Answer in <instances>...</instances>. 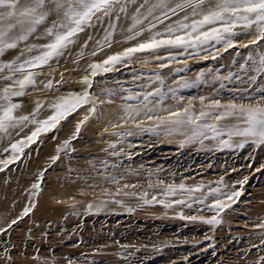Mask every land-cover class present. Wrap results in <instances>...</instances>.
Masks as SVG:
<instances>
[{"label": "rangeland", "instance_id": "obj_1", "mask_svg": "<svg viewBox=\"0 0 264 264\" xmlns=\"http://www.w3.org/2000/svg\"><path fill=\"white\" fill-rule=\"evenodd\" d=\"M148 1L140 8L144 0H129V12H114L102 24L93 18L95 26L74 38L66 57L26 69L34 73L35 85L12 102L20 105L13 113L16 119H29L0 132V264H264V145L249 141L238 147L243 138L227 135L237 123L231 118L217 121L210 115L198 121L216 124L222 134L215 138L205 130L208 138L189 139L192 125L169 135L172 125L161 123L169 112L179 111L186 119L223 111L211 107L214 101L256 103L248 97L261 95L264 73L257 74L251 61L244 62L250 54L255 58L264 52V41L250 44L258 34L256 26L238 25L233 29L239 33L233 37L235 46L227 50L223 42L210 41L195 48L138 52L91 76L90 64L102 63L156 32L166 38V29L177 21L199 20L179 10L165 18L163 10L156 9L129 32L137 9L143 18L156 3ZM176 1L182 0H171V6ZM47 21L16 49L6 50L0 64L21 53L20 62L32 53L39 55V48L31 53L27 49L51 41L43 35L51 27ZM146 26L150 31H141ZM136 31L142 34L129 40ZM47 67L50 71L45 72ZM7 75L8 69L0 72V96L9 85L19 90L13 81L23 78L17 73L11 81L3 79ZM85 75L92 81L87 91L96 100L95 112L86 104L29 143L27 137L38 127L33 117L46 120L60 96L84 91ZM126 109L139 110V115ZM77 125L80 131L73 138ZM20 141L25 142L23 152L14 153L12 145ZM170 186L174 194H168ZM234 191L241 195L228 200ZM217 199L231 207L218 212ZM25 209H30L27 215ZM210 219L221 222H204Z\"/></svg>", "mask_w": 264, "mask_h": 264}, {"label": "snow or ice", "instance_id": "obj_2", "mask_svg": "<svg viewBox=\"0 0 264 264\" xmlns=\"http://www.w3.org/2000/svg\"><path fill=\"white\" fill-rule=\"evenodd\" d=\"M129 0H0V56L8 49H16L20 41H27L30 36L37 32V28L43 25L50 16L55 15L56 20L53 21L51 27L44 29V37H51V41L47 44L36 45L33 44L28 47L27 51L31 53L34 49L39 48L40 54L31 56L30 58L21 61L24 55L21 53L16 59L8 63L0 64V72L8 69L10 75L4 76L3 79L11 81L13 76L17 73H22L23 78L13 81V84L19 86V90H14L13 85L4 88L3 95L0 100L5 103L0 104V132L7 133L10 127H17L19 124L27 121L28 117H21L19 120L13 115L14 110L20 105L12 102V97L23 96L24 89L29 85H35V75L32 72L26 71L28 68H40L45 65H50V62L58 57L64 55L69 45L76 42L74 39L79 33L85 31L86 27H94L93 18L98 23H103L105 17H111L114 12H126V5ZM207 0H183L181 3H176L171 6V0H156V3L151 5L147 10V15L141 18L140 10L137 9L136 15L133 17V25L129 29L132 32L137 25L143 23V19L151 16L156 9H162V15L169 18V12L173 15L177 14V10L185 11L186 8L192 9V16H201L199 20H194L191 24L177 21L176 26H169L165 33L156 32L151 35L144 42L139 43L134 47L126 48L123 52L108 56L102 63H92L89 65L91 76H96L101 72H108L111 70L110 66L119 64L125 60L131 59L133 55L138 52L152 51L155 52L160 48H188L199 47L210 41L216 43H224L225 50L229 47H234L233 37L238 36L239 33L233 31L238 25L245 29H250L253 25L257 28V35L249 41L250 44L256 45L260 41H264V0H214L210 3L206 12H201L200 8ZM131 3H136V0H131ZM148 0H144V4L140 5L143 8ZM99 14V15H98ZM119 16H117V20ZM156 19H160L156 17ZM184 20L188 19L186 15ZM220 25V27H215ZM205 26H210L208 30L203 31ZM114 24H109L110 29H114ZM155 27V25H151ZM150 30V28L148 29ZM141 31H136L134 35L128 37L129 40L135 39L136 36L141 35ZM195 34V35H193ZM109 36L112 32L108 33ZM91 39V37H89ZM108 36L105 37V40ZM245 48L249 45L244 44ZM92 55H96L93 51ZM83 53H81V58ZM251 61L253 64V71L257 74L264 73V52H258L254 58L251 54L244 62L245 65ZM244 67V65H242ZM255 82L256 76L251 77ZM83 84L86 88L82 92L69 93L67 96H61L57 102L52 105L54 114L49 116L46 120L36 121L33 117V122L38 124V127L32 134L27 137L29 143L35 142L41 132L51 131L60 123L61 120H66L68 116L77 112L86 104H92V112H95L96 100L92 97L87 88L91 87L92 81L88 75L83 77ZM51 87L49 83L47 85ZM261 95L259 97H248L251 101L255 99L256 103H240L230 102L228 104H221L219 101H214L211 105L213 109H223L221 112L210 113L201 112L199 117L189 115L186 119L182 117L181 112H169L168 117L161 120V123L167 121L172 125L167 131V134L179 132L182 128L192 125V138L205 136V130H210L214 133L212 138L221 135L220 129L216 124L198 123L199 120L212 116L214 120H223L231 118L237 121L235 125L228 129L227 135L231 139L233 136L242 137V141L238 147L251 141L255 145H264V88L258 90ZM159 94V93H157ZM133 99L134 97H128ZM147 100L148 96L145 95ZM204 98L201 97V102ZM130 113L135 111L139 115V110L126 109ZM148 111H152L148 109ZM161 111H167L162 109ZM185 113L188 109L183 110ZM151 119V117H148ZM88 119L85 116L84 120ZM157 119H160L157 117ZM84 121H81L83 124ZM80 125H77L75 135H78ZM205 138H208L205 136ZM68 141H65L67 145ZM225 146L231 147L227 141L223 142ZM25 142L20 141L12 145L14 153L23 152ZM58 158V157H57ZM6 163V162H5ZM39 184L33 185V188L39 189ZM181 189L183 185L179 186ZM175 188L169 187L168 194H174ZM223 195V194H222ZM240 192L234 191L227 194L228 200H233V197L238 198ZM234 202V201H233ZM177 203H184V201H177ZM171 206V205H168ZM215 209L223 211L225 207H231L230 204H224L217 199L214 205ZM30 209H25L24 215H27ZM208 224H219L221 221L210 219L204 221ZM13 224L16 221H12Z\"/></svg>", "mask_w": 264, "mask_h": 264}, {"label": "bare ground", "instance_id": "obj_3", "mask_svg": "<svg viewBox=\"0 0 264 264\" xmlns=\"http://www.w3.org/2000/svg\"><path fill=\"white\" fill-rule=\"evenodd\" d=\"M149 2V1H148ZM151 3V2H150ZM149 3V4H150ZM207 11V10H206ZM127 12H129V11H127ZM127 14V13H126ZM130 15H131V13H129ZM129 14H127V15H129ZM127 17V16H126ZM197 17V16H196ZM198 17H200V16H198ZM128 18V17H127ZM54 20H56L54 17H50L49 19H48V21H47V24H50L51 26H52V23H53V21ZM129 20V19H128ZM121 20L119 19V22H120ZM110 24V23H109ZM172 25V24H171ZM109 28V27H108ZM118 28V27H117ZM122 30V29H121ZM38 31V30H37ZM88 33V32H87ZM41 34H43V33H41ZM86 35V34H85ZM116 35V34H115ZM115 35H113V36H115ZM119 35V34H118ZM87 36V35H86ZM85 36V39L87 38ZM41 37V36H40ZM83 36L81 35V38H82ZM96 37V36H95ZM98 37V36H97ZM116 37V36H115ZM102 38V37H101ZM122 38V37H121ZM92 39V38H91ZM43 40V39H42ZM81 40V39H80ZM90 40V39H89ZM40 41V40H39ZM86 41V40H85ZM37 42V41H36ZM93 42V41H92ZM79 43H80V41L78 42V45H77V47L79 46ZM21 45V44H20ZM74 45H75V43H74ZM28 46V45H27ZM82 46L83 45H81V48H82ZM89 46H90V44H89ZM24 46H21V49H23V51H24ZM74 48V47H73ZM19 49V48H18ZM26 49H27V47H26ZM76 50V49H75ZM40 51V50H39ZM81 51V50H80ZM86 51V50H85ZM34 54H36V53H34ZM33 53H32V55L31 56H33L34 55ZM28 55V54H27ZM26 55V56H27ZM28 56H30V55H28ZM27 56V57H28ZM65 56V55H64ZM23 57V56H22ZM25 57V56H24ZM66 57V56H65ZM30 58V57H29ZM22 59V58H21ZM86 59V58H85ZM81 60H84V59H81ZM80 63H81V61H80ZM76 64V63H75ZM73 65V64H72ZM74 66V65H73ZM79 66V65H78ZM81 67V66H80ZM52 68V67H51ZM50 69V67H47V68H45V69H43L45 72H47L48 70ZM50 71V70H49ZM57 73V72H56ZM48 74V73H47ZM51 74V73H50ZM50 74L48 75V76H50ZM42 76H43V74H42ZM47 76V77H48ZM55 77V76H54ZM63 77H64V75H63ZM80 77V76H79ZM61 78V77H60ZM54 79V78H53ZM47 81V80H46ZM61 97V96H60ZM55 102V101H54ZM31 104V103H30ZM29 105V104H28ZM112 108V107H111ZM109 109V108H108ZM170 109V108H169ZM173 109V108H172ZM156 112V111H155ZM185 113V112H184ZM160 114V113H159ZM165 114H167V113H165ZM160 116V115H159ZM164 117V116H163ZM161 118V117H160ZM128 124V123H127ZM66 198H68V197H66Z\"/></svg>", "mask_w": 264, "mask_h": 264}, {"label": "crops", "instance_id": "obj_4", "mask_svg": "<svg viewBox=\"0 0 264 264\" xmlns=\"http://www.w3.org/2000/svg\"><path fill=\"white\" fill-rule=\"evenodd\" d=\"M154 1L156 2V0H154ZM180 2H183V0H182V1H176V3H180ZM212 2H214V0H207V2H206L204 5L201 6L200 11H201V12H206V10L208 9L210 3H212ZM183 12H185V13H186V12L189 13V14H190V18H192V17H195V18H197V19H198V18H199V19L202 18L201 16L198 17L199 15H198L197 17H196V16H192V15H191V13H192V9H191V8H186L185 11H183ZM185 13H183V14H185ZM205 27H206V26H205ZM208 27H210V26H207V28H208ZM204 29H205V28H204ZM141 31H150V30H148V29H147V26H146V29L141 30ZM154 31H156V29H154Z\"/></svg>", "mask_w": 264, "mask_h": 264}]
</instances>
